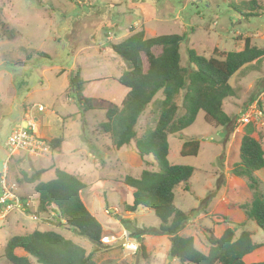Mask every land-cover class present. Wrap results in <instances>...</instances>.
<instances>
[{
  "label": "rangeland",
  "instance_id": "1",
  "mask_svg": "<svg viewBox=\"0 0 264 264\" xmlns=\"http://www.w3.org/2000/svg\"><path fill=\"white\" fill-rule=\"evenodd\" d=\"M138 1H142L144 16L150 15L151 8L154 10L149 16V27L156 25L152 27L153 34L186 35L187 40L180 47L183 67L190 65L188 50H193L199 56L223 60L224 54L242 49L247 37L251 38L253 46L264 48V15L250 16L262 15L264 0ZM133 2L0 0V184L3 175L7 174V184H16L22 177V171L29 175L41 169L49 171L55 167L52 161L57 162L59 152L56 151L46 158L16 154L11 160L8 159L6 142L27 112L28 118L33 117L39 122V133L45 136L44 139L51 141L49 139H58L63 135L67 139L62 150L64 155L59 157L65 165L58 163V167L76 174L88 184L83 191L86 207L102 225V244L109 245L95 247L88 239L76 236L73 231L62 227L56 212V215L49 212L38 216L35 214L38 205L33 188L35 185L16 184L14 193L29 203L25 214L13 212L7 219L0 221V264H11L2 257L7 239L35 230L57 231L83 247L87 254H92L98 263L127 260L133 264H181L178 260L169 259L170 242L167 237L142 233L143 230L158 229L160 226L153 210L141 208L135 214L124 211V206L133 202L132 189L123 184L124 178L139 177L144 170H156L153 158L142 159L135 151L134 143L116 151L110 149L112 145L108 139L104 141L95 136L99 125L106 121L102 108L107 105L102 101L118 104L127 92V88L116 79L129 69V63L116 56L111 46L124 40L125 29L129 32L133 25L140 23L141 11L133 9L131 12L135 7ZM72 74L80 81H91L83 85L82 94L85 98L98 99L96 110L82 113L74 100L67 97ZM231 80L236 96L225 100L224 110L233 119V125L219 127L210 124L205 121V115L199 113L190 128L169 137L168 163L195 169L190 180V191H186L184 185L180 186L176 190L175 201L182 211H193L192 218L195 220L201 215L216 220L227 218L219 213L210 215L211 211L216 213L220 205H225L217 195L226 184H239L235 193L228 191L238 202L234 207L252 199L253 192L249 189L247 179L234 178L231 169L240 159L239 147L247 126H239L238 116L254 103L258 104L262 115L252 114L249 124L254 126V137L264 149V61L246 66ZM155 99L161 100L162 95H157ZM182 100L183 94L177 99L179 114L183 113ZM39 105L45 107L46 111L39 113ZM156 117L153 104L139 120L138 137L154 126ZM80 127L81 130L86 127L82 134L79 133ZM71 134L75 137L72 142L68 140ZM191 139L200 143L198 155L184 157L181 155L183 144ZM97 140L99 145L96 144ZM75 144L81 151H76L77 148L73 151L71 146ZM104 145L108 147L107 161L103 158L106 155ZM90 154L93 155L90 157ZM256 176L264 193V170ZM53 178L54 172L49 171L41 176V181L47 182ZM33 216L39 220H33ZM7 220H16L19 227L13 225L5 228ZM212 222L196 221L189 229L185 227L183 230L185 234H192L196 247L202 252L209 249V238L218 239L221 236L219 228L215 227L217 221L214 219ZM226 222L233 224L231 229L236 230L238 237L241 228L237 225L240 223L230 219ZM245 222V229L257 230V234H253L254 241L264 246V232L255 222L250 228L249 221L246 219ZM125 236L140 243L138 252L133 253L123 246H117ZM112 237L121 239L113 240L110 244L103 242L104 238L111 240ZM263 253H258L260 258L255 263L264 262ZM16 254L25 255L23 250H17Z\"/></svg>",
  "mask_w": 264,
  "mask_h": 264
},
{
  "label": "trees",
  "instance_id": "2",
  "mask_svg": "<svg viewBox=\"0 0 264 264\" xmlns=\"http://www.w3.org/2000/svg\"><path fill=\"white\" fill-rule=\"evenodd\" d=\"M263 15L264 12L250 16ZM186 40V35L179 34L147 37L142 25L140 30L111 46L116 56L129 63V69L116 79L129 92L120 105L102 101L107 105L102 108L106 121L99 125L97 132L107 138L116 151L134 143L135 151L142 159L152 157L155 161L156 170H144L139 177L124 178L123 184L133 193V202L126 204L124 211L135 214L144 208L155 212L160 221L159 228L143 230L142 233L167 237L170 242L169 259L178 260L181 264H246L244 258L263 247L254 242L253 233L245 229L247 222L237 225L241 228L238 237L235 229H227L220 238H209L207 252L196 247L194 237L181 234L193 211L184 212L176 206V190L184 185L186 191H190L195 169L168 163L169 137L190 128L199 113H203L205 121L210 124L219 127L233 125V119L224 110L225 100L236 96L230 80L246 66L264 61V48L253 46L251 38L247 37L243 50L224 54L223 60L206 58L188 50L190 65L183 67L180 47ZM87 83L74 74L70 77L67 97L74 100L82 113L97 109L95 103L98 99L85 98L82 94L83 85ZM159 94L162 99L156 100ZM182 94L183 113L179 114L177 99ZM153 104L157 115L154 126L138 137L139 120ZM62 142L63 139L59 138L51 141L50 145L55 149ZM199 149V141L191 139L183 144L181 155L197 156ZM239 157L240 162L234 167L233 174L247 179L253 192L251 201L239 207L247 221L255 222L264 232V193L256 176L264 170V149L254 137L251 124L244 129ZM21 173L17 183L35 185L34 190L38 194L35 214L56 212L62 227L73 231L76 236L88 239L95 247L109 246L102 244V225L81 199V192L87 189V185L77 175L55 168V177L43 182L44 170L32 175ZM224 220L228 221V218ZM17 250H23L25 255L18 256ZM2 257L11 264H133L127 260L98 263L83 247L54 230H35L12 236Z\"/></svg>",
  "mask_w": 264,
  "mask_h": 264
},
{
  "label": "crops",
  "instance_id": "3",
  "mask_svg": "<svg viewBox=\"0 0 264 264\" xmlns=\"http://www.w3.org/2000/svg\"><path fill=\"white\" fill-rule=\"evenodd\" d=\"M135 2H133V5L135 6V7H133L132 8V11L131 12H133V9H135V10H140L141 11V16L139 17L141 20H140V23L138 24V25H133V27L131 28L132 30H130L129 32H128V30L127 29H125V31H127L126 32V35H123V38L124 39H126L127 37H129L130 35H132L133 33H135V32H137L138 30H139V28L141 27V25H143L144 26V30L146 31V36H148V37H153V36H156V34H153V28L154 27H156V25H153L152 27H149V16L151 15V13H153L154 12V10L151 8V10H149V12H150V15L149 16H144V12H145V9H144V7L143 6H141V4H142V1H138V0H134ZM127 7H129V4H127ZM130 12V13H131ZM147 12V11H146ZM148 14V13H147ZM150 20L153 22V19H151L150 18ZM154 20L156 21L157 19L156 18H154ZM141 21H143V24H141ZM155 23V22H154ZM158 23V22H157ZM157 31V30H156ZM156 33H158V32H156ZM123 40V39H122ZM243 48H244V46H243ZM243 48L242 49H240L239 51H241V50H243ZM129 68V67H128ZM244 69V68H243ZM242 69V70H243ZM241 70V71H242ZM241 71H239L238 73H240ZM237 73V74H238ZM121 76V75H120ZM120 76H118V77H120ZM235 77V76H234ZM84 81L85 82H89V84L91 83V81H88V80H86V79H84ZM232 81V80H231ZM231 81H230V84H231ZM88 84V83H87ZM87 84H85L84 86H86ZM233 87V86H232ZM129 92V90L127 89V92H125V94H124V97L127 95V93ZM124 97H123V99H124ZM123 99L120 101V103H118V104H116V105H120L121 103H122V101H123ZM42 106V105H41ZM45 108V107H44ZM45 111H46V108H45ZM45 111H43V112H45ZM39 112V111H38ZM226 112V111H225ZM40 113V112H39ZM42 113V112H41ZM227 114H228V112H226ZM25 116H24V119L22 120V122H21V125L23 126V127H28L29 126V124H31V123H34V130H35V132L38 134V136H41V137H43V138H45V136L43 135V134H40L39 133V129H40V124H39V122L36 120V119H34L33 117L32 118H28V114H27V112H25ZM229 115V114H228ZM230 116V115H229ZM73 119V118H72ZM86 124V123H85ZM25 125V126H24ZM86 128V127H85ZM85 128H82V130H81V127H80V134H82V131H85L86 129ZM71 130V129H70ZM69 131V130H68ZM65 132H67V130L65 131ZM79 134V135H80ZM96 138H102L104 141H105V139H107V138H105V137H103V136H101V135H99V133L97 132L96 133ZM62 139H63V142L60 144V146H58V147H56L55 149H52V153H54L55 151H56V153L57 152H59V154H58V156H56V158H57V162H55L54 160L52 161V165H55V167L52 169L51 168V170H49V171H53L54 172V177H55V168H59L58 167V163L59 164H61V165H65V164H63V163H61V161H60V159H59V157H61L62 155H64L62 152V150H64V145H65V143H66V141H67V139L64 137V135L61 137ZM74 135H68V140H70L71 142L74 140ZM59 139V138H58ZM93 140H94V138H92ZM49 140H51V141H53V140H55V139H49ZM104 143H106V142H103V144ZM92 144V143H91ZM96 144L97 145H99V140H97L96 141ZM106 145V144H105ZM104 145V148L106 149L105 151H106V155H105V157H103L106 161L109 159V154L107 153V151H108V147L107 146H105ZM241 145V144H240ZM71 148L73 149V151L74 150H76V148H77V150L76 151H81V149H80V147L78 146L77 147V145L75 144V145H72L71 146ZM110 149H112V150H115L112 146L110 147ZM93 151L94 152H96L97 153V151H96V149L95 148H93ZM239 152H240V147H239ZM56 153L54 154V156L56 155ZM93 154H90V157L92 156ZM53 156V157H54ZM52 157V156H51ZM94 157V156H93ZM240 162V159L237 161V164ZM236 164V165H237ZM57 165V166H56ZM60 169V168H59ZM41 170H44V169H41ZM232 171H233V169H231ZM39 171V170H38ZM48 170H44V173H43V175L45 174V173H47V172H49ZM259 173V172H258ZM72 174H74V173H72ZM76 175V174H75ZM234 178H235V176H233ZM234 178H233V180H234ZM229 182H230V180H229ZM11 185H15V187H16V184L17 185H19V186H22V184H25V183H17L16 182V184H14V183H10ZM30 185V184H29ZM86 185H88V184H86ZM239 184H226V186L225 187H223V190L221 191V193H219L217 196H219V200L221 201V203L223 202L225 205H220L219 206V209L217 210V212L215 213V211L213 210V211H211L210 212V215L211 214H218V215H223V216H225V217H227L228 219H230L232 222H234V223H242V222H245L246 221V217H245V214L243 213V212H241V210L239 209V207H234L233 205L236 203H238L235 199H233L234 197L231 195L230 196V194L228 193V191L229 192H236V189H237V186H238ZM33 186V185H32ZM0 187H1V190H0V196L2 195V193H3V190H2V185L0 184ZM33 188H34V186H33ZM16 189V188H15ZM26 192V191H25ZM36 195H37V199H38V194L36 193ZM83 195H84V193L83 192H81V199H82V201H83V203L85 204V206H86V203H85V201H84V197H83ZM20 196V195H19ZM22 197H24V196H22ZM25 198V197H24ZM217 199V198H216ZM88 209V208H87ZM91 213V212H90ZM52 214H55V213H52ZM56 215V214H55ZM93 216H94V214H92ZM97 219V218H96ZM215 219V221H217V225H215V227H218L219 228V230H220V232H221V236H222V233L223 232H225L227 229H231V228H233V224H230V223H227L224 219H217L216 220V218H214ZM214 219H210V216L209 217H207V215H201L200 217H198L197 218V220H195V219H193V218H191V220L189 221V223L187 224V226H186V228H190L191 226H192V224L193 223H195L196 221L198 222V221H203V220H205L206 221V223H207V221H210L211 223H213L212 221L214 220ZM13 225H15L16 227H19V225H18V222L16 221V220H14V221H12V220H7V222H6V224H5V228L6 227H11V226H13ZM60 225V224H59ZM251 225H252V222L251 221H249V228L251 227ZM194 226V225H193ZM247 227V226H246ZM245 227V228H246ZM185 228V229H186ZM192 229H194V228H192ZM191 229V230H192ZM241 230V229H240ZM46 231H49V230H46ZM203 231H204V229H203ZM248 231H250L251 233H253V234H257V230H255V229H249ZM205 232V231H204ZM241 232V231H240ZM181 234H183V235H188V236H192V234H185L184 233V231L181 233ZM221 236H219L218 238H220ZM143 237V236H142ZM11 238V237H10ZM253 238H254V235H253ZM254 240V239H253ZM7 241H8V239H7ZM7 241H6V243H7ZM254 242H256V241H254ZM257 243V242H256ZM258 244H261V243H258ZM207 251H208V249H207ZM262 252H264V246L263 247H261V248H259L258 250H256L255 252H253L252 254H250V255H248V256H246L245 258H244V261L247 263V264H252V263H255L260 257H258V253H262ZM264 254V253H263Z\"/></svg>",
  "mask_w": 264,
  "mask_h": 264
},
{
  "label": "built area",
  "instance_id": "4",
  "mask_svg": "<svg viewBox=\"0 0 264 264\" xmlns=\"http://www.w3.org/2000/svg\"><path fill=\"white\" fill-rule=\"evenodd\" d=\"M39 112L45 111V108L41 105L37 107ZM252 114L262 115V111L257 103L252 104L246 110L238 116L237 123L239 126L249 125ZM51 141L44 139L34 130V123L29 124L28 127H23L21 124L12 131L7 142L6 149L8 151V159L11 160L16 154H27L29 156H36L40 158H46L52 154ZM7 174L3 175L1 185L3 193L0 196V221L7 219L13 212H19L25 214L26 208L29 202H25L21 196L14 193L16 191L15 185H9L6 182ZM33 220L38 221L37 216L31 217ZM104 238L103 242L106 244L112 243L113 240L119 241L115 237L111 240ZM130 238L124 237V244L122 245L127 250L136 253L140 249V243ZM121 241V240H120Z\"/></svg>",
  "mask_w": 264,
  "mask_h": 264
},
{
  "label": "water",
  "instance_id": "5",
  "mask_svg": "<svg viewBox=\"0 0 264 264\" xmlns=\"http://www.w3.org/2000/svg\"><path fill=\"white\" fill-rule=\"evenodd\" d=\"M25 126V125H24ZM112 212L114 213L115 211L114 210H112ZM119 218H121V217H119ZM122 243V244H121ZM124 244V241H120V242H118L117 243V246H122Z\"/></svg>",
  "mask_w": 264,
  "mask_h": 264
},
{
  "label": "bare ground",
  "instance_id": "6",
  "mask_svg": "<svg viewBox=\"0 0 264 264\" xmlns=\"http://www.w3.org/2000/svg\"><path fill=\"white\" fill-rule=\"evenodd\" d=\"M108 239H106L105 241H107Z\"/></svg>",
  "mask_w": 264,
  "mask_h": 264
}]
</instances>
